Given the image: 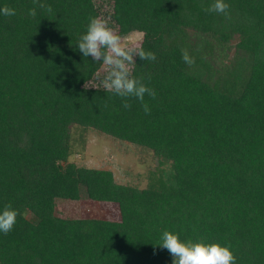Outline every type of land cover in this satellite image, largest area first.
Instances as JSON below:
<instances>
[{
    "label": "trees",
    "instance_id": "obj_1",
    "mask_svg": "<svg viewBox=\"0 0 264 264\" xmlns=\"http://www.w3.org/2000/svg\"><path fill=\"white\" fill-rule=\"evenodd\" d=\"M40 2L53 11L0 0L16 12H0V210L20 213L0 264H172L164 231L264 264V0H225L227 16L204 10L214 0ZM92 17L144 34L156 59L134 57L133 75L156 92L149 114L89 87L103 65L77 44ZM74 125L153 152L148 184L71 161ZM58 199L114 203L119 219L62 216Z\"/></svg>",
    "mask_w": 264,
    "mask_h": 264
},
{
    "label": "clouds",
    "instance_id": "obj_2",
    "mask_svg": "<svg viewBox=\"0 0 264 264\" xmlns=\"http://www.w3.org/2000/svg\"><path fill=\"white\" fill-rule=\"evenodd\" d=\"M34 7L29 9L28 15L35 17L37 8L44 9L51 13L52 7L41 3L40 0H33ZM229 4L225 0H214L206 12H215L228 15ZM5 16H14L15 10L5 6L0 9ZM78 50L84 57H91L93 61L101 63L105 68L103 77H97L100 86L106 91L119 96L123 100V107L130 109L129 98H135L142 104L143 110L149 114L151 109L144 102L147 94L155 99L156 92L143 83V77L133 75L136 61L134 57H139L141 61H154L155 53L145 51L140 46H130L123 41V37L114 26H110V18L92 17L87 26V31L83 34L77 44ZM182 60L188 65L195 64V57L189 54L187 49L182 50ZM150 79V77H149ZM89 87L96 88L95 85ZM18 210L11 204H7L0 210V232L7 234L15 226ZM159 246L168 250L172 256V264H235L236 256L231 251L230 246L220 243H209L201 239L197 242L192 240L182 241L179 233L164 231Z\"/></svg>",
    "mask_w": 264,
    "mask_h": 264
},
{
    "label": "rangeland",
    "instance_id": "obj_3",
    "mask_svg": "<svg viewBox=\"0 0 264 264\" xmlns=\"http://www.w3.org/2000/svg\"><path fill=\"white\" fill-rule=\"evenodd\" d=\"M108 1L97 0L98 5H104L103 12L105 13L111 9ZM105 16L103 15V17ZM143 36L142 32L135 31L123 37V41L130 46H140ZM104 73L105 68L102 66L95 78L88 84L100 85L97 77H103ZM71 143V161H76L81 166L110 169L113 171L116 180L121 183H131L145 187L148 184L147 175L149 170L157 166L153 152L136 144L117 140L95 129L84 131L82 127L74 125ZM57 211L66 217L94 216L119 219L117 204L89 199H58Z\"/></svg>",
    "mask_w": 264,
    "mask_h": 264
}]
</instances>
